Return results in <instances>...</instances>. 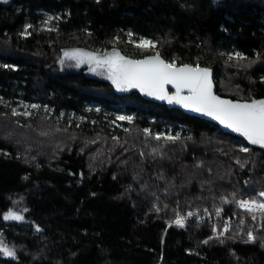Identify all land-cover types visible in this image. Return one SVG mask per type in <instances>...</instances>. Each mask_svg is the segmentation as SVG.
<instances>
[{
  "label": "trees",
  "instance_id": "16d2710c",
  "mask_svg": "<svg viewBox=\"0 0 264 264\" xmlns=\"http://www.w3.org/2000/svg\"><path fill=\"white\" fill-rule=\"evenodd\" d=\"M76 50L159 52L212 68L221 96L264 100V0H0V244L15 253L0 264H264V212L238 205L264 196V148L62 66ZM195 210L237 223L173 224Z\"/></svg>",
  "mask_w": 264,
  "mask_h": 264
},
{
  "label": "snow or ice",
  "instance_id": "6c2138e0",
  "mask_svg": "<svg viewBox=\"0 0 264 264\" xmlns=\"http://www.w3.org/2000/svg\"><path fill=\"white\" fill-rule=\"evenodd\" d=\"M151 46L149 40H141L137 48ZM65 57L75 60L77 66L83 63L95 65L92 71L102 69L99 74H105L111 80L117 90L124 91L130 88H138L148 96L158 100H167L168 103H177L192 111L201 112L218 120L224 127L231 129L245 137L253 145L264 148V100H252L251 102L238 103L223 100L213 92L211 73L207 68L183 65L177 67L175 62H166L160 57L159 52L142 60H131L113 50L110 55L98 56L92 53H84L79 50L66 52ZM240 57V54H236ZM232 57H229L231 59ZM167 85L175 89L173 95H169ZM186 93V94H184ZM32 107H38L33 105ZM13 114H17L15 110ZM27 115V113H25ZM120 120L130 117H118ZM159 138V137H157ZM178 138V137H177ZM168 139H173L168 137ZM241 151H248L242 148ZM264 195V193H261ZM239 207L251 213L254 209L264 211V204L255 201L249 203L242 201ZM219 214V211L217 212ZM192 215V213H189ZM5 220H22L23 217L9 212L4 216ZM175 223L183 226V219L177 218ZM37 231H40L37 228ZM227 231V227L225 228ZM253 239L249 233V240ZM0 252L5 256L14 257L15 253L3 244H0Z\"/></svg>",
  "mask_w": 264,
  "mask_h": 264
},
{
  "label": "rangeland",
  "instance_id": "374dc122",
  "mask_svg": "<svg viewBox=\"0 0 264 264\" xmlns=\"http://www.w3.org/2000/svg\"><path fill=\"white\" fill-rule=\"evenodd\" d=\"M51 16L52 15H48L45 19H44V23L45 24H47V25H50L49 23H50V21H51ZM130 37H131V35H130ZM141 40H148V39H141ZM140 39L139 40H135V44L137 45L138 43H140V41H141ZM150 41V40H149ZM153 44H155V46H156V43L155 42H153V41H151ZM151 46H147V47H145V48H150ZM70 53V52H69ZM84 53H89V52H84ZM93 54V53H92ZM111 53H109V54H105V55H98V56H101V57H103V56H106V55H110ZM65 65H67L68 67H71V66H74V67H80V66H87L90 70H91V74H93L94 76H100V77H104V78H106V73L105 74H99V73H101L103 70L102 69H97L96 71H92V68L93 67H95V65H89L88 63H83V64H80L79 66H77V64H76V61L75 60H69V59H67L66 57H64L63 58V62H62V66H65ZM131 89V88H130ZM127 90H129V89H127ZM171 95V94H170ZM149 97H153V96H149ZM172 104H175V103H172ZM33 106V105H32ZM120 116H123V117H132L131 115H129V116H126L125 114H119V116L118 117H120ZM146 131H149V129H147ZM180 131H177V132H174L173 131V129L170 127V128H168V130L164 127V128H162V130L160 131H157V129L154 131V135L155 136H166V137H179L180 136ZM240 201H251V202H253V201H255L257 204H264V196H263V198H262V200H249V199H239L238 200V205H239V202ZM243 210H245V209H243ZM195 211H198V210H195ZM207 211V210H206ZM254 212H264V211H262V210H259V209H254L253 210ZM198 212H200V211H198ZM203 212H205V211H203ZM219 212H221V211H219Z\"/></svg>",
  "mask_w": 264,
  "mask_h": 264
},
{
  "label": "built area",
  "instance_id": "2783aa9c",
  "mask_svg": "<svg viewBox=\"0 0 264 264\" xmlns=\"http://www.w3.org/2000/svg\"><path fill=\"white\" fill-rule=\"evenodd\" d=\"M248 202L251 203V201H248ZM189 213H192V215H189ZM178 217L183 219V226L188 224L191 221H196L199 223H206L208 221H217L219 219H223L228 225H234L237 223L236 219L225 217L222 214V212H219V214H214L210 211H205V212L187 211L186 213H178L174 219L173 224H176L175 221Z\"/></svg>",
  "mask_w": 264,
  "mask_h": 264
},
{
  "label": "water",
  "instance_id": "95a60500",
  "mask_svg": "<svg viewBox=\"0 0 264 264\" xmlns=\"http://www.w3.org/2000/svg\"><path fill=\"white\" fill-rule=\"evenodd\" d=\"M151 56H153V55H151ZM147 57H149V56H146V57L141 58V59H133V58H128V59H131V60H142V59H145V58H147ZM160 57H161V56H160ZM161 58H162L163 60H165L163 57H161ZM165 61H166V60H165ZM166 62H167V61H166ZM184 65H190V66H192V67H197V66H194V65H191V64H184ZM180 66H183V65H177V67H180ZM198 67L209 69V71H210V73H211V80H212L213 92H214L215 95L219 96V97H220L221 99H223V100H230V101H232V102L245 103V102L237 101V100H234V99H231V98H228V97H224V96L219 95V94L217 93V86H216V82H215V74H214V70H213L212 68L204 67V66H198ZM166 87H167V90H168V91L171 90V91H173V92L175 93V89L172 88L171 85H167ZM174 93H173V94H174ZM184 94H186V93H184ZM178 105L181 106L182 108L186 109L187 111H190V112H192V113H194V114L200 115L201 117L206 118V119H208V120H210V121H212V122H214V123H216V124H220V125H222L218 120H215V119H213V118L210 117V116L204 115V114L201 113V112L192 111L191 109L185 108V107H183V106L180 105V104H178Z\"/></svg>",
  "mask_w": 264,
  "mask_h": 264
},
{
  "label": "flooded vegetation",
  "instance_id": "af4514ba",
  "mask_svg": "<svg viewBox=\"0 0 264 264\" xmlns=\"http://www.w3.org/2000/svg\"><path fill=\"white\" fill-rule=\"evenodd\" d=\"M174 105H178L177 103H175Z\"/></svg>",
  "mask_w": 264,
  "mask_h": 264
},
{
  "label": "bare ground",
  "instance_id": "6f19581e",
  "mask_svg": "<svg viewBox=\"0 0 264 264\" xmlns=\"http://www.w3.org/2000/svg\"><path fill=\"white\" fill-rule=\"evenodd\" d=\"M217 214V213H216Z\"/></svg>",
  "mask_w": 264,
  "mask_h": 264
}]
</instances>
